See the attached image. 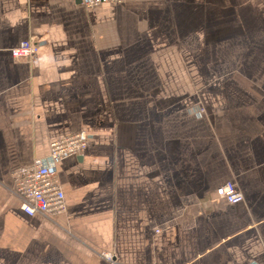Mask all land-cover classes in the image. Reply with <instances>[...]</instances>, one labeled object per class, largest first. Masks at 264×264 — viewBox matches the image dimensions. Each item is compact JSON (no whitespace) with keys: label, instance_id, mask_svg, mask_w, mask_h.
<instances>
[{"label":"crops","instance_id":"crops-1","mask_svg":"<svg viewBox=\"0 0 264 264\" xmlns=\"http://www.w3.org/2000/svg\"><path fill=\"white\" fill-rule=\"evenodd\" d=\"M79 131L27 215L13 171ZM0 264H264V0H0Z\"/></svg>","mask_w":264,"mask_h":264},{"label":"built area","instance_id":"built-area-1","mask_svg":"<svg viewBox=\"0 0 264 264\" xmlns=\"http://www.w3.org/2000/svg\"><path fill=\"white\" fill-rule=\"evenodd\" d=\"M124 0H80L87 8L105 3H122ZM38 50L37 43L24 40L15 49L16 57H29ZM89 134L79 131L51 144L49 154L36 159L32 164L13 171L12 193L19 199L21 209L29 216L42 215L48 218L66 210V199L58 180V163L72 155H79L87 147ZM217 198L230 204L243 201V193L233 181H226L216 189ZM105 256L112 260L113 255Z\"/></svg>","mask_w":264,"mask_h":264},{"label":"water","instance_id":"water-1","mask_svg":"<svg viewBox=\"0 0 264 264\" xmlns=\"http://www.w3.org/2000/svg\"><path fill=\"white\" fill-rule=\"evenodd\" d=\"M80 2V0H78Z\"/></svg>","mask_w":264,"mask_h":264}]
</instances>
